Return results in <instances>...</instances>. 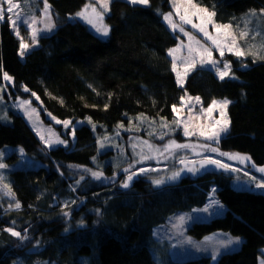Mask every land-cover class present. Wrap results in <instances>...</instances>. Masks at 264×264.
<instances>
[{
  "label": "trees",
  "instance_id": "trees-1",
  "mask_svg": "<svg viewBox=\"0 0 264 264\" xmlns=\"http://www.w3.org/2000/svg\"><path fill=\"white\" fill-rule=\"evenodd\" d=\"M35 1L33 14L41 8V1ZM85 1L47 0L56 28L39 37L37 46L23 58L7 15L0 21V94L6 92L11 103L15 98L29 99L46 123H51L47 114L60 120L90 118L95 123V130L86 123L75 127L73 147L48 150L28 133L11 130L13 145L21 146L26 158L37 165L2 169L3 184L14 203L8 204L0 195V264L14 260L23 264H209L206 255L173 259L167 242L158 241L153 229L176 213L204 206L212 189L227 212L193 222L186 232L197 239L214 231L241 236L238 249L225 253L218 264H259L264 254V193L235 188V177L225 170L188 175L157 187L138 177L128 188L77 184L73 170L92 168L94 156L112 164L117 155L113 148L98 151L103 134L132 122L137 125L134 132L140 133L143 126L151 125L150 120L171 119L172 106L184 91L198 95L204 105L214 99L231 100L230 130L215 146L248 155L255 167L264 166V58L227 54L236 79L222 81L205 67L195 68L183 88L176 83L168 52L177 36L162 19L170 10L169 0H149V5L110 0L104 18L110 32L105 38L72 19ZM194 1L215 13L216 22L228 23L236 31L247 15L264 10V0ZM254 38L247 36L244 42L255 44ZM242 47L247 53L248 46ZM4 72L13 77L12 82L3 79ZM4 128L0 126L1 131ZM5 148L0 149L3 164L16 158L5 155ZM131 162L118 161L109 172L122 174L120 170L135 164ZM8 227L27 238L13 237L5 230Z\"/></svg>",
  "mask_w": 264,
  "mask_h": 264
},
{
  "label": "rangeland",
  "instance_id": "rangeland-1",
  "mask_svg": "<svg viewBox=\"0 0 264 264\" xmlns=\"http://www.w3.org/2000/svg\"><path fill=\"white\" fill-rule=\"evenodd\" d=\"M41 1V8L40 12L37 14H33V8L37 7V3L35 0H14V3H17L20 5L18 9L15 10L17 13H23V18L28 21V23H32L33 18L35 19L36 23L32 24V27L39 30V35L37 37V40L39 37L43 36L44 34L50 33V31H53L56 28V25L54 23V15H52L51 8L49 6V14L51 16V21L55 25L54 28H52L50 31L44 30L45 29V23L44 19L42 18V13L44 11V0ZM109 0V4H110ZM48 4V3H47ZM49 5V4H48ZM88 5L89 7L85 10V6ZM192 5H195L196 7H192ZM34 6V7H33ZM2 7L6 10L8 5L3 4ZM95 7L97 12L103 13V19L101 20L96 16V14L92 11V8ZM197 8H203L207 9L209 13H213L208 8L204 6H200L195 3L194 0H191V3L188 2V0H169V11L163 14L162 19L165 21L164 16L166 14H171V21L173 23H176L178 25L176 30H173L170 27V24L168 21H165L166 26L168 27L169 31H172L177 36V43L176 45L172 46L171 49H174L177 47V45H183V47L179 48L174 55L177 57V70L183 74L184 68L186 66L183 58L188 57V47L191 46L193 48H196L197 45L195 41H200L201 44L206 45L208 47H211L213 52V58L219 62V66L223 68V63L228 62L231 65L232 70V63L230 60L226 58L227 54L229 53L225 49V54L223 57L220 56L219 52L216 50L215 46L212 45V42L207 39V37L204 36L203 33L199 32L198 29L192 28L190 24H185L182 21H180L179 17L181 15L187 14L193 21V23L199 25L201 23V20L197 18V16H192L191 13L196 12ZM82 10H85V16H87L89 19H91L95 24L100 25L101 23L103 25H107L105 23V16L108 13L103 12V8L101 4L99 3V0H86L84 6L78 10L72 19L78 20L82 22L83 24H86L91 30H93L96 34L95 28L87 22L86 19L82 17H78L76 14L78 12H81ZM109 10V8H108ZM256 15L253 17L252 15H247L248 19L243 23V25L240 27L239 31H236V29L232 28L230 24L224 23L220 24L215 21L214 16L212 17V23H209L207 25V31L213 38H217L221 41L222 44L226 43L224 40V32H230L233 33L237 39L238 46L243 49V46L246 48L248 46L247 53L254 56V58H264V46H262V42H264V16L262 10L256 11ZM6 15L7 12H5ZM198 15H204L203 13H198ZM15 18V17H13ZM254 19V23H251V19ZM244 21V20H243ZM223 26V25H230L228 29H223L221 33H217L214 26ZM179 26H182L185 31L189 32L192 37H194V40H190L188 36H185L183 32L179 31ZM12 27V26H11ZM13 32L15 33L16 37L21 39H24V41L28 44H31V30L29 29L25 24H22L18 29H14L12 27ZM248 30V31H247ZM17 31L19 32V35H17ZM92 31V32H93ZM93 32V33H94ZM242 32H248V36L254 35V43H248V41L244 42L241 41L240 34ZM254 32V33H253ZM94 33V34H95ZM101 38H104L99 33L97 34ZM241 41V42H240ZM38 43V42H37ZM227 43L230 44V41H227ZM37 45L33 46L36 47ZM29 51H31L33 49ZM244 50V49H243ZM169 52V51H168ZM233 55V54H232ZM235 56V55H234ZM169 57L171 59V63H173L172 55L169 54ZM236 57V56H235ZM246 64L242 65V67H245ZM205 68L213 71L215 70L211 69V66H204ZM201 66H197L196 68H204ZM194 71V70H193ZM190 72L188 76L193 73ZM175 73V72H174ZM233 73V71H232ZM234 74V73H233ZM176 83H177V77L175 73ZM187 79V77H186ZM184 80V85L186 84ZM181 87V86H180ZM182 97H184V106L181 108V99L180 102L176 105L177 108H180L181 110L179 113L173 112V117L171 119L166 118H159V119H153L151 121V125L149 126H143L140 129L139 132H134L137 125L136 123H123L121 126L118 125V127L111 131L112 133H104L101 140L105 147L98 148V151L102 152L106 147L113 148L114 151L117 152V155L115 156L114 160L112 161V164H108L105 162V160H101L98 158V156L93 157L94 165L92 168H81V169H74L73 174H75V181H80L82 183H92L96 185H103V184H120L122 185L123 182L126 179V176L130 174L131 172H137L140 168H144L146 171L142 174H139L135 176V178L141 177L144 179H148L149 181H153L154 179H163L164 183L161 185H155L157 186H164L169 184H174L179 181L180 178L185 176H197L203 172H207L209 170L211 171H220V169L216 168L215 166H207L206 169H202L199 172L193 174L191 172H188L186 169L188 167H196L200 168V161L203 160L204 156L211 155L216 159L222 160L226 164L232 165L234 168L238 169V171H225L229 175H233L235 177L233 181V186L238 189H248V190H258L264 193V189H258L252 184L249 180V176H245L244 173L248 172L251 176H256L258 179L261 176H264V173L258 172L256 169L260 167H255L251 165L250 160L245 161L244 163H240L238 160H229L227 157H222L219 155V153H212L207 151L205 148L202 147L205 143H210L208 141H205L204 138L200 137L198 135L199 131L201 130V126H207L209 124L215 123L216 120L222 119L220 115V110L214 109L213 112L209 115L207 112L202 111V109H207L208 106L212 103H208V105H204L201 103V99L199 102L195 100L196 97H199L198 95H191L187 93L186 91L183 92ZM189 97L192 98L191 101H189ZM200 98V97H199ZM222 100V99H217ZM9 98L6 92H3L0 94V126L4 128V130L1 131L0 129V149H4L5 147V155H15V159L13 161L5 163L8 168H28V167H34L37 165V163H33L31 159L26 158V155L24 151L21 152L22 147L18 145H13L11 142V130L13 129L18 130L22 133H28L31 135V137L36 141V143H40L42 149H50L55 148L59 146L64 147H73L74 141H75V135L73 136L72 129L73 127H77L82 123H86L92 126V128L95 130V123L93 120H91V123L88 122V118L80 119L79 121L70 120L72 121V125L69 127H65L63 123H57L56 121L63 122L64 120L60 119H54V117H50V115L47 114L48 119L51 123L44 122L41 117L40 113L37 110L34 105H32L31 101L27 98H15L13 100L14 103L9 102ZM24 101H29V105L25 106L29 112L28 116H25L24 108H21L20 105L23 104ZM189 108L191 111H189ZM32 109H35L33 112ZM227 111V110H226ZM228 117V113H227ZM143 119L144 117H140ZM177 121H179V124H177ZM79 122V123H77ZM161 124L154 126L155 124ZM60 126V127H58ZM58 127V129H57ZM190 132H193L195 134L190 136H185L184 131L185 128ZM10 128V129H9ZM129 130L131 133L130 136L127 135L124 136L122 132ZM142 132V133H141ZM39 133V134H38ZM41 135H43L46 139L51 137L52 140H55L56 138H59L60 140H64L67 143L66 144H59L54 143L50 146L46 145L44 140L41 139ZM170 141H175L176 144H187L189 147L187 148H171L170 150H165V145H168ZM151 146V148L149 147ZM216 144H212L211 146L216 147ZM23 150V149H22ZM228 153H237V152H228ZM243 154V153H240ZM248 156V155H247ZM142 157H148V159H143ZM124 163L131 162L132 166L128 165L124 167L120 172L122 174L116 173V175H112L109 170L113 171L114 169V163L116 164L118 161ZM131 160V161H130ZM181 160H184V163H181ZM36 162V161H35ZM107 165L109 169L107 170L105 167ZM117 165V164H116ZM264 167V166H262ZM128 169V172H125L124 170ZM90 170V171H89ZM91 172H99L103 174V179H94L91 175ZM108 172V173H107ZM174 172H179L180 175L176 179H169ZM114 174V173H113ZM6 175V174H5ZM122 175V176H121ZM0 176H2V179H0V195L3 196V198L6 199L8 204L14 203V198H12V195L8 188H5L3 184V177H4V171L0 169ZM72 177H74L72 175ZM83 177L84 179H81ZM134 178V179H135ZM92 185V184H91ZM218 201V204H213L211 207H209V210L207 212L202 211L206 206H209L212 201ZM7 204V205H8ZM214 209V210H213ZM227 212L226 206L218 199V197L215 195V191L212 189L210 194L208 195L207 202L204 206L200 208H193L190 210V212H179L176 213L168 218L166 221V224L159 225L157 228L153 229V234L155 238L161 242L166 241V245L170 248V255H172V258L175 260H188L192 258L201 257L202 255L209 256L211 259V264H217L219 257H222L225 253L232 252L242 244V237L237 235H231L230 233L226 231H214L211 234L202 236V238L197 239L192 236H189V234L186 232V228L192 224L193 222H199L201 220H210L211 217H218L222 216V214H225ZM184 216L185 221L182 225H178L177 217ZM239 238L238 244H227V241L230 239ZM160 247H163L162 245H159L158 249L160 251ZM264 248L261 249V251L264 252ZM158 254V253H156ZM159 255V254H158ZM259 264H262L264 262V254L259 257L258 260ZM12 264H23L19 260L12 261ZM37 264H41L40 261H37Z\"/></svg>",
  "mask_w": 264,
  "mask_h": 264
},
{
  "label": "snow or ice",
  "instance_id": "snow-or-ice-1",
  "mask_svg": "<svg viewBox=\"0 0 264 264\" xmlns=\"http://www.w3.org/2000/svg\"><path fill=\"white\" fill-rule=\"evenodd\" d=\"M127 2L132 4V5H149V0H127ZM188 2L191 3V0H188ZM99 3L101 4V6L103 8V12H107L108 8H109V0H99ZM3 4L8 5L6 10L2 7ZM19 7H20V5H18L17 3H14V0H0V21L5 20V12H7V14H8L7 15V21L10 23V25L14 29H18L22 24H25L29 29H32L31 33H30L31 44L26 43L24 41V39H21V41H20L19 55L23 58V56L26 54V52H28L31 49V47L37 45V42H38L37 37L39 35V30L32 27V24L36 23L34 18L32 20V23H28V21L23 18V13L15 12V10L18 9ZM88 7L89 6L86 5L85 10ZM192 7H196V6L192 5ZM48 9H49V5L47 4V0H44V11L42 13V18L44 19V23H45V29L44 30L50 31L52 28L55 27V25L51 21V16L49 14ZM85 10L78 12L76 15L78 17H82V18L86 19L87 22L89 24H91L95 28L96 32L99 33L101 36L107 37L109 35L110 28L107 25H103L102 23L100 25L95 24L91 19H89L87 16H85ZM92 11L96 14V16L98 18H100L101 20L103 19V13L97 12L95 7L92 8ZM262 12H264V10H262ZM198 13H203L204 15L201 16V15H198ZM191 15L197 16V18H199L201 20V23L199 25L193 23L192 19L187 14L181 15L179 17V19L183 23L190 24L192 26V28H196L199 30V32L203 33L204 36L207 37V39L212 42V45L215 46L216 50L219 52L221 57L224 56L225 49L229 53H232L233 55H235L237 57H244L245 55L249 54V53H246L242 48H240L238 46L237 39L233 33H230V32H224L223 33L224 40L226 41V43H224V44H222L219 39L213 38V36H211L209 34V32L207 31V25L209 23H212V17L215 15V13H209L207 11V9L197 8L196 12L191 13ZM251 15L254 17L256 15V13L253 12V13H251ZM13 17H15V18H13ZM164 19H165V21L169 22L170 27L173 30L177 29L178 25L171 21V14H166L164 16ZM213 26H214L217 33H221L223 31V29H228L230 27V25H223V26L213 25ZM179 31L183 32L185 36H188L190 38V40L195 39L194 37L191 36V34L189 32L185 31V29L182 26H179ZM17 35H19L18 31H17ZM248 35H249L248 32H242L240 34V38L244 39ZM227 41H230V44L227 43ZM195 43L197 45L196 48H193L190 45L187 46L189 55H188V57L183 58V60L186 64L183 74H181V72H179L177 70V57L174 55V53L179 48L183 47V45L182 44L177 45L176 48L169 49V54L172 55V58H173L172 71L176 73L177 84L179 86L183 87L184 80L186 79L188 74L190 72H192L198 65L201 67L211 66V69L215 70L217 77L222 81L225 80V78L236 79V77L232 73L230 63L224 62L223 68H221L219 66V62L213 58V52H212L211 47H208L206 45L201 44L200 41H195ZM262 46H264V42H262ZM3 79L7 82L13 81V77L8 75L7 72H4ZM89 87H91V86H89ZM24 90L28 91L26 86H24ZM33 95H35V93H33ZM180 99H181V108H182L184 106V97H181ZM191 100H192V98L189 97V101H191ZM195 100L197 102H199L200 98L196 97ZM29 103H30L29 101H24L23 104L20 105L21 108L25 109V111H24L25 116L29 115V112H28L27 108L25 107V106L29 105ZM231 103H232V101L227 99V98H224V99L219 100V101L214 99L212 101V103L208 106L207 109H202V111L207 112L210 115L214 109L218 108L220 110V115H221L222 119L216 120L215 123L209 124L207 126L202 125L201 130L199 131L198 135L200 137L204 138L205 141L210 142V143H205L204 145H202V147L205 148L207 151L212 152V153H219L220 156L227 157L229 160H238L240 163H244L245 161L250 160V157L247 156L246 154L223 152V151H220L218 147L211 146L212 144L218 145L220 139H222L225 135H227L229 130H230L231 121L227 117V111L226 110ZM107 107H108V105H105V109H107ZM172 110L174 113H179V111L181 109L177 108L176 105H173ZM32 111L34 112L35 109H32ZM189 111H191L190 108H189ZM0 118H4V117H0ZM137 119H139V117H137ZM56 122L57 123H63V125L66 128L69 127L70 125H72V123H73L72 121H69V120H64L63 122H61V121H56ZM88 122L91 123L90 118H88ZM77 123H79V122H77ZM177 124H179V121H177ZM93 127H95V126L93 125ZM72 132H73V136H74V132H75L74 127L72 129ZM193 134H195V133L190 132L187 129V127L185 128V131H184L185 136H190ZM41 139L44 140L45 144L48 146H50L51 144H54V143H59V144H66L67 143L64 140H60L59 138L52 140L51 137H49L46 139L43 135H41ZM98 144L100 145L101 148L105 147V145L102 141H98ZM149 147L151 148L150 145H149ZM164 147H165V150L167 151L173 147L174 148H187V147H189V145H187V144H176L175 141H170L169 144L165 145ZM22 151L23 150L21 149V152ZM142 158L148 159V157H142ZM184 162H185L184 160H181V163H184ZM209 165L215 166L216 168L223 169L225 171H238V169L234 168L232 165L226 164L222 160L216 159L211 155L204 156L203 160L200 161L201 167L199 169L196 167H188L186 170L188 172L195 174L202 169H206V167ZM6 167H7V165L0 163V169H4ZM256 170L260 173H264V167L257 168ZM124 171L128 172V169H125ZM145 171L146 170L144 168H140L137 172H131L130 174H128L126 176V179L121 186L124 188H128L130 186L131 182L134 180L135 176L142 174ZM91 175L94 179H103L104 178L103 174L99 173V172H91ZM113 175L115 176L116 173H114ZM179 175H180L179 172H174V173H172V175L169 179L174 180ZM244 175L249 176L250 182L252 184H254V186L256 188L264 189V176H261L258 179L256 176H251L248 172H245ZM0 179H2V176H0ZM81 179H84V178L81 177ZM79 183H80V181H77V184H79ZM152 183L155 185H161L162 183H164V181H163V179H154L152 181ZM4 187H7V185H5ZM72 203H75V201H73ZM213 204H218V201L213 200L212 203L209 206H206L202 211L207 212L209 210V207H211ZM20 207H21V204L19 201H17L15 203V208L19 209ZM65 215H68V213L65 212ZM177 221H178V225H182L185 221V217L179 216V217H177ZM80 223L83 224V221H81ZM5 230L7 232H9L13 237H18L21 240L27 238L26 235L21 236V233L13 230L12 227H8ZM26 232H27V229H25V233ZM238 243H239V238H234V239H230L227 241V244H238ZM262 264H264V262H262Z\"/></svg>",
  "mask_w": 264,
  "mask_h": 264
},
{
  "label": "crops",
  "instance_id": "crops-1",
  "mask_svg": "<svg viewBox=\"0 0 264 264\" xmlns=\"http://www.w3.org/2000/svg\"><path fill=\"white\" fill-rule=\"evenodd\" d=\"M50 32H52V31H50ZM94 33H95V32H94ZM95 34H96V33H95ZM97 34H98V33H97ZM104 38H105V37H104ZM220 258H221V257H219V260H220ZM219 260H218V261H219ZM209 264H211V260H210V263H209ZM217 264H218V263H217Z\"/></svg>",
  "mask_w": 264,
  "mask_h": 264
},
{
  "label": "bare ground",
  "instance_id": "bare-ground-1",
  "mask_svg": "<svg viewBox=\"0 0 264 264\" xmlns=\"http://www.w3.org/2000/svg\"><path fill=\"white\" fill-rule=\"evenodd\" d=\"M75 14V13H74ZM91 31H93V30H91ZM94 32V31H93Z\"/></svg>",
  "mask_w": 264,
  "mask_h": 264
},
{
  "label": "water",
  "instance_id": "water-1",
  "mask_svg": "<svg viewBox=\"0 0 264 264\" xmlns=\"http://www.w3.org/2000/svg\"><path fill=\"white\" fill-rule=\"evenodd\" d=\"M132 183V182H131Z\"/></svg>",
  "mask_w": 264,
  "mask_h": 264
}]
</instances>
